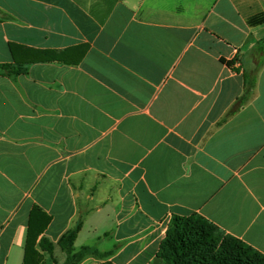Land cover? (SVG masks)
I'll return each mask as SVG.
<instances>
[{
    "label": "crops",
    "instance_id": "obj_1",
    "mask_svg": "<svg viewBox=\"0 0 264 264\" xmlns=\"http://www.w3.org/2000/svg\"><path fill=\"white\" fill-rule=\"evenodd\" d=\"M256 19L264 0H0V63L27 65L0 76V264L24 263L34 206L44 264L78 223L77 264H167L172 218L194 213L264 254Z\"/></svg>",
    "mask_w": 264,
    "mask_h": 264
},
{
    "label": "trees",
    "instance_id": "obj_2",
    "mask_svg": "<svg viewBox=\"0 0 264 264\" xmlns=\"http://www.w3.org/2000/svg\"><path fill=\"white\" fill-rule=\"evenodd\" d=\"M253 22L264 24V19H256ZM263 48L264 40L258 49ZM227 64L233 67L232 62ZM26 73L25 63L17 61L0 63V76L15 78ZM254 86V77L251 74L245 75L244 94L238 98L230 114L239 111L249 101ZM51 221L52 217L41 207H33L30 213L23 264H44V254H53L55 244L44 236ZM80 228L81 223H78L58 241L57 245L68 254L66 264L79 263L89 252V248L85 247L81 253H74V243ZM160 257L167 264H264L263 253L242 240L226 234L197 213L188 217L174 216L172 218L161 245Z\"/></svg>",
    "mask_w": 264,
    "mask_h": 264
},
{
    "label": "rangeland",
    "instance_id": "obj_3",
    "mask_svg": "<svg viewBox=\"0 0 264 264\" xmlns=\"http://www.w3.org/2000/svg\"><path fill=\"white\" fill-rule=\"evenodd\" d=\"M259 61H263L264 60V53L261 54L260 58L258 59Z\"/></svg>",
    "mask_w": 264,
    "mask_h": 264
}]
</instances>
